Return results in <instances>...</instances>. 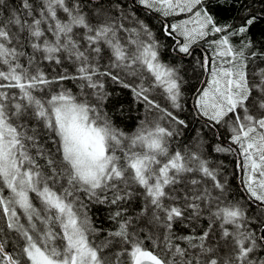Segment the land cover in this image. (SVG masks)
<instances>
[{
    "label": "snow or ice",
    "instance_id": "1",
    "mask_svg": "<svg viewBox=\"0 0 264 264\" xmlns=\"http://www.w3.org/2000/svg\"><path fill=\"white\" fill-rule=\"evenodd\" d=\"M136 5L165 18L159 34ZM181 13L187 18L167 22ZM258 24L264 0H0V264H124L125 255L130 264H264ZM200 41L212 57L192 60ZM185 62L193 80L197 69L209 78L199 81L206 87L192 85L194 143L170 151L189 129L178 115ZM105 78L170 126L146 115L135 131L121 130L113 110L123 115L124 105ZM155 88L176 112L151 97ZM220 127L228 146L204 134L219 139ZM212 152L243 157L246 196L229 195L209 166ZM136 196L142 203L133 216L125 205ZM90 205L107 207L117 227H97ZM185 228L193 231L181 234Z\"/></svg>",
    "mask_w": 264,
    "mask_h": 264
},
{
    "label": "trees",
    "instance_id": "2",
    "mask_svg": "<svg viewBox=\"0 0 264 264\" xmlns=\"http://www.w3.org/2000/svg\"><path fill=\"white\" fill-rule=\"evenodd\" d=\"M19 0H9V5L10 6H15L17 5ZM72 0H69V3H71ZM126 3L127 0H124ZM255 7L259 8L260 5L257 4ZM136 10L137 14L139 15L140 18L142 19H147L154 32H157L159 34V29L161 27V23L165 20V18L161 17L159 14H155V12H149L148 10L140 7L139 5H136ZM61 15H63L61 13ZM168 22V18H167ZM261 27H264L262 24H258L256 26V29L254 31H259ZM198 53L197 51L194 53V56L191 58L192 60H195L199 58L197 56ZM174 57L169 56L166 57V60H172ZM185 61H189V58L185 57ZM107 61H102L101 66L103 67L104 64H106ZM179 63V62H177ZM69 69V71L74 72L75 69L70 65H66ZM261 66H263V63H261ZM40 67L48 72L49 74L51 73V67L47 64V62H41ZM192 63L190 62H185L183 64V67L181 69V73L183 74L186 83L182 85V92L183 95L181 97V104H182V111L178 112V115H180L182 118L188 119L189 122V129L188 130H183V135L176 136L172 140V148L173 150H181L183 151L184 146L186 144H192L194 143V140L192 139L195 136V132L193 129L199 127L198 123H193V120L195 119V113L193 112V106H194V101H195V94L192 90V85L198 84L199 87L201 83L199 81L204 80L203 74H201L200 70L197 69V75L199 76V80H193V71H192ZM145 76H148L147 73H145ZM106 79L105 87L108 91L113 92L114 95L112 97L113 100L118 99L121 101L124 105V112L123 115H120V113L116 110H113V113L116 116L115 123L120 127L121 130L125 132H133L134 127L136 130V126L139 125L140 121L145 119V116L147 115V118L149 120H153L155 118L163 117L162 113H159L157 110H153L151 113L146 114L144 108H142L140 105L134 103L132 101V94L126 90V89H120L118 85H115L111 82L110 79ZM151 80V77H148V81H145L146 84ZM65 86L70 88L74 94H79L80 90L77 88L76 84L73 82H65ZM163 90L162 88H160ZM154 89L152 90V92ZM152 92H151V97H152ZM37 95H41V93H37ZM163 107V105H162ZM165 108H168L169 110H172L173 112H176V109H173L169 103V106H164ZM163 120H168L167 118H162ZM169 123V120L166 121ZM163 123L164 125L166 124ZM219 127V126H217ZM204 134L208 136L209 142H217V143H223L224 146H228L229 140L228 137L230 133L223 127H220L219 131V139H215L208 133V129H204ZM233 148H236V145H231ZM238 151V150H237ZM207 159L209 160L210 164L209 166L215 169L219 170V176L218 178L226 183V186L229 189V195L235 199H239V195L244 193V189L242 186V181L244 177L241 175L242 169L241 167H238V162L242 164V160L236 153L232 154H221V153H215L212 152L207 156ZM243 174V173H242ZM198 175V174H197ZM211 182H209L210 186ZM138 192H142V189H137ZM246 194V193H244ZM38 203V202H37ZM142 203V197L136 196L134 197L131 206L126 207L129 208L128 214L130 215H136V209L139 208V206ZM241 203H244V201H241ZM255 206V205H254ZM89 215L93 219V221L96 223L97 227H101L105 230V233L109 230H114L117 227V224L113 221H110L107 217L109 215V209L105 206L102 205H90L89 206ZM115 209V206H113V210ZM2 221H0V226H2ZM208 224V218L207 216L203 219V221L197 225V230L200 228L206 227ZM193 230L191 228H185L181 229L180 232L181 234H189ZM145 247L150 250H155L153 248V245L151 241H146L145 242ZM124 264H130V261L128 260V257L125 255L123 258Z\"/></svg>",
    "mask_w": 264,
    "mask_h": 264
},
{
    "label": "bare ground",
    "instance_id": "3",
    "mask_svg": "<svg viewBox=\"0 0 264 264\" xmlns=\"http://www.w3.org/2000/svg\"><path fill=\"white\" fill-rule=\"evenodd\" d=\"M155 14H157L158 15V13H155ZM177 20H182V18L180 17V15H178V16H175V17H168V22H175V21H177ZM209 40L210 39H212L211 37H209L208 38ZM194 49H195V51H194V53L197 51V53H198V55L197 56H199V58H203V56L204 55H207L209 58H211L212 57V51L211 50H209V48H208V44L206 43V41H200L198 44H196V45H194ZM263 66H264V63H263ZM204 77V80H207L209 77L207 76V75H203ZM205 85L206 84H203V83H201V85H200V87L201 88H203V87H205ZM152 98L153 99H155V101L158 103V104H160L161 105V107H162V105H163V107L164 106H169V101L166 99V97H165V95H164V93H163V90H161L160 88H155L154 89V91L152 92ZM171 105V104H170ZM142 108H143V106L142 105H140ZM155 119H157V120H159V123L162 125V126H164V127H169L170 125H169V123L168 122H166V121H168V120H163L161 117H157V118H155ZM166 122V124L164 125L163 123H165ZM134 131H135V127H134ZM129 133H131V132H129ZM174 139V138H173ZM172 139V140H173ZM172 140L170 141V151L171 150H173V148L171 147L172 145ZM245 196H246V194H245Z\"/></svg>",
    "mask_w": 264,
    "mask_h": 264
},
{
    "label": "rangeland",
    "instance_id": "4",
    "mask_svg": "<svg viewBox=\"0 0 264 264\" xmlns=\"http://www.w3.org/2000/svg\"><path fill=\"white\" fill-rule=\"evenodd\" d=\"M180 17L182 18V19H186L187 18V15L186 14H183V13H181L180 14ZM205 87H206V85H205ZM240 157V159L242 160V162H243V157L242 156H239ZM243 173V171L241 172V175L244 177V173ZM59 243V242H58Z\"/></svg>",
    "mask_w": 264,
    "mask_h": 264
}]
</instances>
